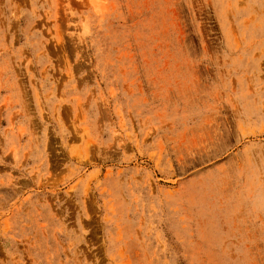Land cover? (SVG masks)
Instances as JSON below:
<instances>
[{"label": "rangeland", "instance_id": "rangeland-1", "mask_svg": "<svg viewBox=\"0 0 264 264\" xmlns=\"http://www.w3.org/2000/svg\"><path fill=\"white\" fill-rule=\"evenodd\" d=\"M0 264H264V0H0Z\"/></svg>", "mask_w": 264, "mask_h": 264}]
</instances>
